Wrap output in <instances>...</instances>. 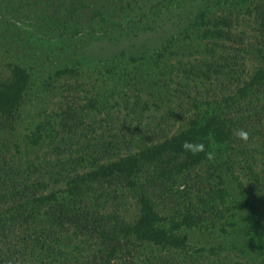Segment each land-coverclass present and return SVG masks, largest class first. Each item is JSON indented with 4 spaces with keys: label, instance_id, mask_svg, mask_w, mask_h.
Here are the masks:
<instances>
[{
    "label": "rangeland",
    "instance_id": "rangeland-1",
    "mask_svg": "<svg viewBox=\"0 0 264 264\" xmlns=\"http://www.w3.org/2000/svg\"><path fill=\"white\" fill-rule=\"evenodd\" d=\"M17 67L26 82L0 111V156L16 185L45 193L91 179L78 215L97 222L62 247L78 264L177 261L121 232L142 199L165 228L192 212L176 264H264V0H0V86ZM218 122L226 134L177 172L187 161L169 142Z\"/></svg>",
    "mask_w": 264,
    "mask_h": 264
},
{
    "label": "trees",
    "instance_id": "trees-1",
    "mask_svg": "<svg viewBox=\"0 0 264 264\" xmlns=\"http://www.w3.org/2000/svg\"><path fill=\"white\" fill-rule=\"evenodd\" d=\"M20 69L17 67L13 70L14 79L0 86V111L2 112H7V107L10 105L12 107L22 96L26 76L20 74ZM262 78L264 80V77ZM211 126L213 125L210 123L197 127L192 124L169 142L174 143L172 150L176 152V155L182 156L187 161V163L179 162L175 166L177 172L201 160L202 152L207 150L210 144L209 134L220 135V129L223 130V135L226 134L224 122H218L216 127H212L213 129H210ZM204 134L208 137L204 138ZM170 147L167 148L171 149ZM5 157L0 156V166L2 165L0 169V264H16L19 260L22 264H70L72 261L73 264H78L79 261L75 254L68 252L69 250H62V247L75 249L76 246L69 245L72 237L84 230L94 229L93 223L97 222L93 217L81 218L78 215V207H81L82 202L78 195L85 193L89 197L92 194L93 186L89 185L91 179H84L83 175L77 173L79 176L77 178L81 182L75 186L73 191L67 190L69 195L63 197L61 194L56 195L55 192L45 193V186L37 182L34 186L16 185L12 163L6 161L8 159ZM123 161L124 164H135L131 156L121 158L112 164H98V168L100 166L103 168H99L102 169V174L97 176L110 177L114 173L111 165L118 166L115 171L124 169L127 165L121 166ZM142 201L139 217L132 224L124 225L121 232L129 241H144L162 247L171 246L177 252L176 262L183 263L186 256L190 254L186 252V256L184 253L180 254L183 252L180 246L184 237L179 229L182 225L196 223L192 212L186 211L179 221L173 222L170 228H165L161 225L160 217L154 207L146 199ZM23 249L32 250L24 254Z\"/></svg>",
    "mask_w": 264,
    "mask_h": 264
}]
</instances>
